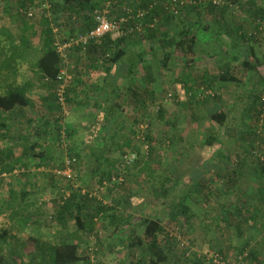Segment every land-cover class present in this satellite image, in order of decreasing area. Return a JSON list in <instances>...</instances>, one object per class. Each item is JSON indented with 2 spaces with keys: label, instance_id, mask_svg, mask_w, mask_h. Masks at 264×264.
I'll return each mask as SVG.
<instances>
[{
  "label": "rangeland",
  "instance_id": "1",
  "mask_svg": "<svg viewBox=\"0 0 264 264\" xmlns=\"http://www.w3.org/2000/svg\"><path fill=\"white\" fill-rule=\"evenodd\" d=\"M56 1L58 0H0V85H3L1 79L5 72L1 67V62L7 57V62L9 64L14 62V66L17 69L15 84L17 86L29 84L27 93L35 103L32 109L28 107L20 108L18 112L9 114V119L12 123L13 118L17 116L23 119L33 117V123L29 125L23 122L21 125H17L14 130H10L12 138H3V141L0 140V158L2 157L5 164L14 165V173L22 172L21 164L23 162L29 163L28 171H26L28 180L21 181L12 172L11 175L2 179L4 183L0 186V212L2 213L0 214V234L3 232L6 233L5 238L0 237V251L4 256L3 264H49L46 259L47 247L56 244V231L58 229L60 230V226L54 223L52 219H49L56 211V206L51 201L46 203L38 212L37 210L34 211V209L31 211L33 215H36L37 223H31L25 230L16 227L7 217L6 211L13 210L15 205L9 201L3 204L5 196V198H9L11 193L15 194L18 192L19 189H9L13 184L20 186L22 182V184L28 187L33 185L35 189L31 190L27 188L25 190L32 191L37 199L40 197L43 199L53 198L57 192V186L63 185L62 182L55 179L52 182L49 181L53 168L49 169L46 165L37 168L34 167L37 159L31 157L29 153H25L27 159L26 157L25 159L22 157L18 158V154L22 153L23 146L28 141L33 143L36 139L40 138L34 136L35 127L33 128V126H37L38 124L36 128H40V131L48 129L47 135L42 136L40 141H43L42 145H47L52 157L51 164L56 168L67 161L68 152L74 153L77 149H81L87 144L88 146L94 145L100 137H103L102 131L105 132V130H108L107 142H110V140H123L124 138L118 139V137L124 136V133L128 134L130 130L128 127H132L135 132L139 130L136 121L151 124L152 134L156 138L155 143L159 144L155 157H153L152 161H149L150 169L145 166L146 160L141 161L140 157H136L134 159L135 164L141 168L139 170V177L137 179L134 177L135 173L133 170L127 177L128 181L125 182L126 184L114 187L112 193H105V189H96L98 187L96 183L98 178L90 176L89 167L77 169V176H79L80 182L83 183L81 185L84 191L96 195L99 200H102L108 205H114L115 207L119 205V208L125 209L133 217H137L138 214L144 217L153 215L163 220L162 224L170 236L174 239H179L182 245L180 246L181 250H177L175 243L166 246L164 239L160 236V243H164V249L169 254V259L165 264H193L195 258L201 261L205 260L206 262L211 261V264H216L220 260L214 258L217 256V247L226 251V257L230 263L236 262L235 260L244 262V256L239 255L237 253L238 251H235L236 247L239 249L242 246H247L245 253L256 251L261 254V258L264 257L263 227L252 228L248 224V229H245L244 235L241 237L236 235L233 226L227 228L224 226V223H221L220 227H222V233L225 236L220 239L216 234V224H212L211 222V218L216 214L215 206L209 203H202L200 205L202 209L197 208L191 205L189 200L191 198L196 199V196L187 194V191L183 193L191 185L186 184L187 180L184 177L193 169L194 171L191 175L192 184H195L193 181H203L202 178H204L211 187H206V189L216 187V159L209 156H211L212 152L215 153L214 151L216 149L218 150L220 144L216 143L217 146L213 144L207 147L202 145L203 139L210 135L209 121L206 117L209 108L214 103L220 104L226 111H231L230 118L232 116L238 118L241 115V110L247 105L248 98L245 96L248 95L251 89L254 88L255 95L264 91V83H256L259 80L256 74H248L242 66L235 63L232 66L231 72L233 75H236L241 83H224L226 93H223L219 99H215L216 95L215 97L210 96L209 91L216 93V83H211L216 80V71L218 70L216 68H218L219 64L222 65L232 61V56L231 58L229 57L231 46L233 45L232 40L220 27L222 23H230L232 25L230 22V14L222 22H218L216 20V10H204V13L196 15L194 11L189 9L191 3L185 1V7L187 8L186 10L180 11L181 13L178 12V18L173 20L166 15L161 17L158 20L157 26L161 29L160 31L163 35H167L168 33L170 35H178L179 30L184 26L189 27V24L193 31L199 33L200 31L193 26V23L199 16L202 17L199 21L208 25L210 32L201 31L194 45V51L197 57L195 63L184 65L183 61L176 58L173 54L169 56L168 54L165 55L166 53L161 49V44L149 36V34L145 33L143 42L144 56L142 59L131 62V57L136 54V51H132L126 57L128 61L123 59L116 66L114 72L108 76V85H106V88H103L100 84L97 92L93 91L92 94H86L87 92H85L83 94L84 97H87V105L82 102L81 97L78 100L80 105L74 104L65 107V113L62 114L61 118L66 125L68 124V127H70L69 125H74L75 135L69 137L63 133L60 147L56 146V133H54L55 124H57L55 119L60 117V112L55 107V89L42 87L36 78V73L38 72L35 69L37 58L42 53L40 23L41 21V25L44 23V18L39 15V12L44 9V4L46 6L51 5L48 15L53 16L51 11ZM23 2L32 4L33 20L27 19L25 14L18 13L21 8L20 4H23ZM255 2L256 7L264 12V0H255ZM182 12L184 13L183 15ZM230 12L234 15V21L241 22L243 19L246 20L244 22L246 24L245 30L248 33L255 31L253 13L240 11L236 7H231ZM182 16L190 22L185 21L184 18V22L183 20L179 21ZM47 18L49 17H45V19ZM22 20L34 24L38 23L37 34L34 35L33 30L27 23L23 25ZM53 25L56 28L55 24ZM163 25L166 26L165 29L162 28ZM234 42L237 43V46L235 48L236 50H232V53L238 55L247 53V48L253 44V42L243 43L239 38L234 39ZM167 50L169 49L167 48ZM227 51L229 54H226ZM257 52L259 56L264 52V41L258 44ZM9 58L12 61H9ZM13 58H16V60L14 61ZM124 62L127 64L128 71L129 67H131L132 73L126 72ZM206 63L207 65L204 68H208L209 76L208 79L201 82L199 70ZM187 69L190 72H186ZM260 70L264 72V66ZM66 73L65 75H67ZM117 77L120 79L115 81ZM142 88L145 90L144 96L146 97L144 114H142V109L139 110V113H136L134 106L126 104V100L131 98L130 93L132 95L138 89L137 92L140 94L141 90H143ZM3 93L4 90L0 87V95ZM206 94V99L204 98L202 100L201 98ZM122 99L125 104L124 108L116 109L113 113L114 115H112L110 113L111 105L115 102L119 103L120 100L122 102ZM95 102H97V106L95 109L91 107L92 111L85 108L91 105L95 107ZM255 108H259V105H256ZM6 115L8 114L0 116V122L4 120L5 123H9L8 116ZM107 115L108 119L105 120ZM244 121L247 122L246 124H251L248 118H245ZM259 123L261 124V122ZM144 124L143 126L145 127ZM228 126L231 127L230 125ZM263 127L261 126L260 128L259 126L257 130L259 134H262L264 131L262 130ZM167 137L173 138L172 146L167 144L161 145V143L167 142ZM6 144L9 148L11 147L13 151L12 155L10 153L7 156L6 153L1 152V149H4ZM66 144L67 146H65ZM97 144L95 147L100 145ZM230 144L223 142L221 144L223 145L221 152L223 150L231 153L230 162L236 163L239 161L242 163L245 172L250 170L251 173L254 170L253 168L256 167L257 161L264 159V140L261 144H258L254 155L246 154L240 146L233 144V142ZM140 150L143 149L140 148ZM233 151L235 154L232 153ZM213 156L216 158V153ZM103 158L101 159L102 165ZM108 159L110 163H105L102 171L109 168L112 163V167L109 170V172H112L121 163V155L116 152V154L110 155ZM92 164L96 165V162L93 161ZM120 168V172L124 174L123 167L120 166ZM257 178L258 175L256 173L255 175L246 176L241 179L240 183L242 184L238 189H234L233 191L237 202L249 201V194L251 195L252 192L256 191ZM115 185L116 183L113 184V186ZM162 187H169V189L174 187L172 188L174 190L167 195V198H162L159 193L153 191L154 189L160 190ZM137 189L138 194L133 191H137ZM180 195L184 196L183 199ZM131 197L138 199V207H136V203H131ZM180 201L183 205H187L189 212L195 216L191 220L193 224L189 229L188 227H183L182 222L178 227H174L167 220L166 206H169L172 202L177 204ZM163 209L164 211L162 212ZM20 219V216L17 217L15 222ZM201 222H205L206 224L211 222V230H206L207 228L200 224ZM128 223L121 226L115 234L111 233L113 228L107 226L106 220L100 221L97 224V229L100 231L99 245H91L89 243L90 241H86L88 246L97 249V252L95 254L93 253V264H136V261L141 255L140 249L139 247L130 249L128 243L134 238L140 237L144 228L137 220H129ZM85 235L82 236L83 241H85ZM214 259L216 262H214Z\"/></svg>",
  "mask_w": 264,
  "mask_h": 264
},
{
  "label": "trees",
  "instance_id": "2",
  "mask_svg": "<svg viewBox=\"0 0 264 264\" xmlns=\"http://www.w3.org/2000/svg\"><path fill=\"white\" fill-rule=\"evenodd\" d=\"M184 1L191 2L189 9L194 11L196 15L204 13V10H216V20H218V22H222L223 19H226V17L230 14V22L232 25H230V23H222V26L220 25V27L221 30L230 36L232 40L233 45L231 46L229 55L230 58L232 56V61L222 65L219 64L218 68H216L218 69L216 71V80L211 82L212 84L216 83V93H211L209 91L210 96L215 97L216 95L215 99H219L223 93H226V87L223 85L224 83H241L236 75H233L231 72L232 66L235 63L242 66L248 74H256L259 79L256 83H264V72L260 70L264 66V52L260 56L257 54L258 44L264 41V12L256 7L257 5L255 0H220L219 4H214L213 0ZM172 4V0H58L51 11L53 16L48 15L51 5H43V11L41 10L39 12V15L44 18V23L42 25V21L40 23L42 53L37 58L35 69L38 72L36 73V78L38 79L40 85L42 87H48L49 89H55V107L60 112V117L55 119L57 123L55 124L54 132L56 133V146L61 147L60 142L62 141L61 139L63 133L69 137L75 135L74 125H69L70 127H68V124L66 125L61 118L62 114L65 113V107L72 105L73 102L77 103L78 99L74 98V96L78 94L82 97V102L87 105V97H84L83 94L85 92H87L86 94H92L93 91L97 92V88L100 85L99 82L91 87L92 85H90L88 78L83 77L84 75L82 72H84V70H86V72L90 70L89 58L92 55L99 57L102 62L104 61V58H106L105 62H109L113 65H118L123 59L128 61L126 54L130 51L122 47V42L132 39H138L139 41L144 42V36L146 33L161 44V49L164 50L166 53L165 55L168 54L169 56L170 54H173L176 58L181 59L184 65L195 63L197 57L194 51V45L197 41L198 34L201 31L210 32L208 25L199 21L202 18L199 16V18L193 23V26L200 31L199 33L193 31L191 29V25L189 24V27H182L179 30L178 35H170L169 33L167 35H163L160 31L161 29L157 26L158 20L165 15L174 20L175 18H178L177 12L186 10L187 8L184 6L183 8L178 9L175 13L170 9ZM20 5L21 8L18 13L20 12L19 14H25L27 19L33 20L32 15L34 14L31 10L32 4L23 2V4ZM231 7H236L243 12L247 11L248 13H253L254 32L248 33L245 30V19L241 22L234 21V15L230 12ZM24 10L27 12H24ZM103 10H108L109 14L107 16L111 21L115 22H118L121 18H127L130 15L135 16L137 13H142V21L134 20L132 17L129 21L123 23L126 27H133L136 24L141 23V32H138L137 30L128 32L126 30L127 32H124V34H108L102 38L99 43L88 42L82 46L74 47L73 50L75 54H79V56L77 55L78 60H80L84 64V67H86L82 71L77 70L76 73L70 74L67 69L68 55L64 53V56L62 57L57 51L56 43L59 42L62 44L68 42L70 39L78 37L79 35L83 36L88 33L96 25V22L94 21L96 12H101ZM60 12H63V14L65 13L66 16L64 19L60 20ZM28 13L31 14L30 17L28 16ZM183 14L184 13L182 12V15ZM73 15L75 17H73ZM47 16L49 18L45 19ZM182 17L179 21L183 20L184 22L185 19V21L190 22L186 18L183 19ZM26 23L27 21L24 20L23 25ZM74 23H76L75 28L77 30L72 27ZM53 24H55L56 28H54ZM163 26L162 28L165 29L166 26ZM31 29L34 32V35H36L37 29ZM236 38H239L243 43L253 42V44L247 48V53H243V55L232 53V50H236L235 48L237 43L234 42V39L236 40ZM167 48L169 50H167ZM226 54H229V52L227 51ZM135 57L136 54L132 56L130 61L132 62L133 60H136ZM9 59V61H12L11 58ZM13 59L14 61L16 60V58ZM7 60L8 58L6 57L1 62V67L5 70V72L3 73V78L1 79L3 85H0V87L4 90V93L0 95V116L8 114L6 116H8L7 118L10 122L9 114L18 112L20 108L28 107L32 109L33 101L26 95L30 86L29 84H23L21 86H17L15 84L17 69L16 66H14V62L9 64ZM123 64L126 66L125 69L127 72L128 67L126 62ZM62 71L65 73L68 71L66 74L69 78L65 81L62 78L60 80L58 79L59 76L61 77ZM128 73H132L131 67H129ZM108 76L109 75L105 78L104 83L101 84L103 88H106V85H108ZM117 79L115 81H117ZM62 83L66 84L63 92L64 102L60 103L56 96V90L59 84ZM253 90L254 88H252L248 95L245 96L248 98V102L246 107L241 110V115L238 118L235 116L230 118L229 115L231 111H226L220 104L217 103H214V105H212V107L207 111L206 117L209 121L210 135L203 139L202 145L207 147L212 146L213 144L214 146H217L216 143L220 144L218 150L216 149V151H214L216 153V158L213 156L215 154L213 152L211 153V156H209L216 159V180L214 179L216 181V187L214 186L215 188L206 189V187L209 188L210 185L204 178H202L203 181H193L195 184H192L191 175L194 169L189 174L187 173L188 175L186 174L184 177V179L187 180L186 184L191 185L188 186V189H186L183 193L187 191V194L196 196V199H189L191 205L197 208H201L200 205L202 203H209L210 205L215 206L214 208L216 209V214L211 218V222L212 224H216V234L220 237V239L225 236V234L222 233V227H220L221 223H224V226L227 228L233 226L235 228L236 235L241 237L244 235L245 229H248V224H250L249 226L252 228H264V159L257 161V165L252 171L254 173L253 174L252 172L250 173V170L245 172L242 163L239 161L231 163V153L223 150L221 152V148L223 147L221 144L223 142L225 144L233 142V144L240 146L242 151L246 154L254 155V151H256L258 144H261L264 140V131L262 134L257 132L259 126L260 128L261 126H264V91L255 95ZM147 93H149V91H147ZM261 93L263 94L261 95ZM144 94V89L141 90L140 94L136 91L132 95L130 93L131 98L126 100V104H130L135 107L136 110L134 111L136 113H139L140 109H142V114L145 112L144 106L146 97ZM206 96L207 94L201 99H206ZM95 103L96 105L93 108H96L97 106V102ZM121 103H123V99L122 102L120 100L119 103L115 102L111 105L110 113H112V115H114L113 113L116 109L124 108L125 104L123 103L121 105ZM256 105H259V108H255ZM18 117L19 116L13 118L14 124L10 122L12 124L11 126L10 123H5L4 120L0 122V140L3 141V138L7 139L9 137L12 138L10 130L12 131L14 127H17V125H21L23 122H26L29 125L33 123V117H28V119ZM245 118H248L251 121V124H246L247 122L244 121ZM106 119H108V115L105 117V120ZM136 122L139 126V130L135 132L132 127H128V129H130L129 133H124V136L118 137V139L124 138L123 140H110V142H107L106 138L108 130H105V132L102 131L103 137L99 138V143L96 141L94 145L88 146L87 144L85 147L83 146V148L77 149L74 153L68 152L67 161L56 168H54L51 164L52 157L49 153L47 145H42L43 141H40L42 136L47 135L48 129L40 131V128H36L38 124L37 126H33V128L35 127L34 136L40 138L36 139L33 143H30V141L27 143L26 141L27 144L23 146V151L18 154V158L22 157L25 159L26 157L27 159L25 153H29L31 157L37 159L34 167L37 168L42 165H46L49 169L53 168L52 176L49 181L52 182L55 179L62 182L63 185L57 186V192L53 198L50 199L49 197L43 199L40 197L37 199L32 191L30 192L25 190L27 188H30L31 190L35 189L33 185L28 187L27 185L22 184V182L20 186L13 184V186L9 187V189L19 190L15 194L11 193L9 198H5V196L3 204L9 201L15 205L13 210L10 209L6 211V213L9 221L21 230L28 228L31 223H37L36 215L31 213L33 209L38 212L44 205H46V203H49L50 201L55 204L56 211L49 219H52L54 223H57L60 226V230L58 229V231H56V244L47 247L46 259L49 264H93V253L95 254L97 249L88 246L86 241H90L89 243L91 245H99L100 231L97 229V224L104 220L107 221L108 227L111 226L113 228L111 232L112 234H115L125 223L129 224V220H137L141 223V225H143L144 229L142 235L134 238L128 243V247L130 249L135 247H139L140 249L141 255L136 261V264H165L169 259V254L166 253V250L164 249V243H166V246H168V244L175 243L177 250H181L180 246L182 245L180 244L179 239H174L170 236L162 224L163 220L159 217L153 215L144 217L140 214H138L137 217H133L125 209L119 208V205L117 207L114 205H108L102 200H99L96 195L84 191V188H82L81 185L83 183L80 182L79 176H77V169L89 167L90 176L98 178L96 181L98 187L96 189H105V193H112L114 187L125 185V182L128 181L127 177L133 170L135 173L134 177L137 179L140 175L139 170H141V168L135 164L134 159L136 157H140L141 161L146 160L145 166L149 167V161H152L153 157H155L157 146L159 147V144L155 143L156 138L152 134L151 124H144L142 121ZM259 122H261V124ZM262 130H264V127ZM114 135L116 134L114 133ZM166 139L167 142H163L161 145L167 144L172 146L173 138L167 137ZM96 144L100 145L95 147ZM5 146L6 147L4 149H1V152L6 153L7 156L10 153L12 155L13 151L11 147L9 148L7 144ZM65 146H67V144ZM140 148L143 150H140ZM116 152L121 155V163L118 162L120 164L117 165L116 169L112 172H109L112 167V163L109 168L102 171L103 165L110 161L108 157L116 154ZM232 153H234V151ZM102 158L103 165L101 160ZM93 161L96 162V165L92 164ZM67 162L69 163V167H72L74 173V177L72 179H67L58 174L59 171L67 167ZM23 164L25 165L22 166ZM120 166L123 167L124 174L120 172ZM21 168L22 172L17 174L14 173V165L5 164L1 157L0 186L4 183L2 179L11 175L12 172L16 177H19L17 179H20L21 181L28 180L26 171H28L29 163L23 162L21 164ZM256 173L258 175L256 191L252 192L251 195L249 194V201L245 200V202H237L236 197L233 194L234 189L239 188L242 184L240 182L243 177L255 175ZM114 183H116L115 186H113ZM60 187L62 188L60 189ZM172 188L169 189V187H162L160 190L154 189L153 191H156L155 193H159L160 197L167 198V195L174 190ZM135 190L133 191L138 194V189L137 191ZM180 196H182L183 199L184 196ZM131 199L133 200H131V203H136V207H138V199L133 197H131ZM181 201L177 202V204L172 202L169 206H166L165 210L167 212V220L168 223L174 227H178V225L182 222V226L186 228L188 227L189 229V227L193 224L191 220L195 216L193 213L189 212V207L187 205H183ZM163 211L164 209L162 212ZM0 214L2 213L0 212ZM19 216L21 219L15 222L16 218ZM211 222L209 224L201 222L200 224L204 225V227L207 228L206 230L210 231ZM84 234H86L84 237L85 241H83L82 237ZM5 236L6 233L4 232L0 234L1 238H5ZM160 236L164 239V243H160ZM246 248L247 246H242L239 249H237V247L235 248V251H238L237 253H239V255L244 256V262L235 260L236 262L231 263H237L238 261L239 264H264V257L261 258L260 253H257L256 251L245 253ZM216 253V258L220 259V261L230 263L227 260L226 251L224 249H219L217 247ZM3 262L4 256L0 251V264H3ZM210 262H206L205 260L201 261L197 258L193 260V264H211ZM216 264L220 263L216 262Z\"/></svg>",
  "mask_w": 264,
  "mask_h": 264
},
{
  "label": "built area",
  "instance_id": "3",
  "mask_svg": "<svg viewBox=\"0 0 264 264\" xmlns=\"http://www.w3.org/2000/svg\"><path fill=\"white\" fill-rule=\"evenodd\" d=\"M173 4L171 6V10H173L175 13L178 9L183 8L186 5V2L184 0H172ZM189 3H191L189 1ZM214 4H219L220 0H213ZM178 13V12H177ZM109 14L108 10H103L101 12H96V15L94 17V21L96 22L95 26L92 30H90L85 35L78 37L74 39H70L68 42L60 44L59 42L56 43L57 51L61 54V56H64V53L67 54L68 51L73 50L74 47L82 46L88 42L93 43H99L102 38H104L108 34H124V32H132L133 30H137L138 32H141V23L136 24L133 27H126L123 23L129 21L132 17L134 20L142 21L143 20V14L137 13L135 16L130 15L127 18H121L118 22L111 21L109 17L107 16ZM28 16L30 17L31 14L28 13ZM127 30V31H126ZM66 51V52H65ZM64 75V76H62ZM64 77V78H63ZM63 79L64 81L69 78V76L65 75V72H61V77L59 76V80ZM66 83L59 84L57 90H56V96L58 98V101L60 103L64 102L63 98V92L64 87ZM59 175L64 176L67 179H72L74 177V173L72 170V167H69V163L67 162V167L61 171L58 172ZM216 258V256L214 257ZM214 262L216 260L214 259ZM217 263L220 264H239V263H228L223 261H217Z\"/></svg>",
  "mask_w": 264,
  "mask_h": 264
},
{
  "label": "crops",
  "instance_id": "4",
  "mask_svg": "<svg viewBox=\"0 0 264 264\" xmlns=\"http://www.w3.org/2000/svg\"><path fill=\"white\" fill-rule=\"evenodd\" d=\"M65 16H66L65 13L63 14V12H60V20L61 19H64ZM73 17H75V16L73 15ZM182 18H184V17H182ZM27 24L31 28H33L34 30L37 29L38 23L37 24L36 23L34 24V23H31V22H27ZM75 25H76V23H74L72 25V27L75 28L76 27ZM75 30H77V29L75 28ZM37 31H38V29H37ZM67 34H69V33H67ZM121 45H122V47H124V48H126L127 50L130 51L128 54H126V57L130 53H132V51H136V57H135L136 60H140L144 56V52H143V50H144V47H143L144 46V43L142 41H139L138 39L125 40V42H122ZM67 55H68L67 69H70V71H69L70 74L71 73L72 74L76 73L77 70L78 71H82V70L85 69L86 66L84 67V64L80 60H78V56H79L78 53L75 54L74 50H70V51L67 52ZM105 59L106 58H104V61L102 62V60L99 57L95 56V55H92L89 58V60H90L89 61V68H90V70L87 71V72H86V70H84V72H82V73L84 75L83 77L88 78V81H89L90 85L93 84L92 86H94V84H97L99 82H100V84H103L104 81H105V78H107V75H110V74H112L114 72V70H115V68H116L117 65L116 64L113 65V64H111L109 62H105L106 61ZM206 65H207V63L205 65L203 64V67H201V69L199 70V74L201 75V79H200L201 82H203L205 79H208V76H209L208 75L209 74L208 73V71H209L208 68H204ZM186 72H190V71H188V69H187ZM127 73H128V71H127ZM118 79H120V78L118 77ZM136 91H138V89ZM26 95L29 98H32L30 95H28V93ZM74 98H76V99L79 100V99H81V96H80V94H78V95L74 96ZM39 99H41V98L39 97ZM74 103L75 102H73L72 105H74ZM77 104L80 105V103H78V102L75 103V105H77ZM34 106H35V104H34V101H33V107ZM91 107L93 108V105H91L90 107H85V108L87 110L89 109V110L92 111V108ZM14 129H15V127L13 128V130Z\"/></svg>",
  "mask_w": 264,
  "mask_h": 264
}]
</instances>
